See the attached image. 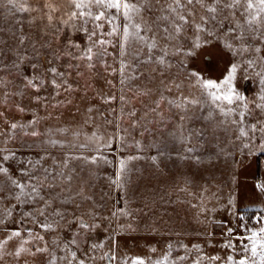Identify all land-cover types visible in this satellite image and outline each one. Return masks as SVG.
Segmentation results:
<instances>
[{
    "label": "rangeland",
    "instance_id": "obj_1",
    "mask_svg": "<svg viewBox=\"0 0 264 264\" xmlns=\"http://www.w3.org/2000/svg\"><path fill=\"white\" fill-rule=\"evenodd\" d=\"M260 154L264 0H0V264H264Z\"/></svg>",
    "mask_w": 264,
    "mask_h": 264
},
{
    "label": "water",
    "instance_id": "obj_2",
    "mask_svg": "<svg viewBox=\"0 0 264 264\" xmlns=\"http://www.w3.org/2000/svg\"><path fill=\"white\" fill-rule=\"evenodd\" d=\"M253 81L251 75L243 79L242 91L243 97L246 99L250 98ZM127 193L125 175L122 172H115V185L111 195L112 204L119 208L123 207ZM53 207V201L51 199H46L38 208L39 215L43 218L48 217ZM21 209L22 200L17 199L14 203V211L9 216L12 238L16 240H29L35 244H42L44 242L43 231L38 227V223L34 217L29 214H21ZM91 226L92 221L89 218L82 215L77 217L76 228ZM101 257L106 264H115L112 249L108 248L102 250Z\"/></svg>",
    "mask_w": 264,
    "mask_h": 264
},
{
    "label": "trees",
    "instance_id": "obj_3",
    "mask_svg": "<svg viewBox=\"0 0 264 264\" xmlns=\"http://www.w3.org/2000/svg\"><path fill=\"white\" fill-rule=\"evenodd\" d=\"M258 162H259V164H260V167H258V173L259 174H261V170H262V166H261V161L263 160V158H264V154H260L259 156H258ZM259 164H258V166H259ZM258 177H260V175L258 176ZM258 181V180H257ZM245 213H246V215L249 217V218H253V217H255L256 216V211L254 210V209H252V208H247V209H245Z\"/></svg>",
    "mask_w": 264,
    "mask_h": 264
},
{
    "label": "flooded vegetation",
    "instance_id": "obj_4",
    "mask_svg": "<svg viewBox=\"0 0 264 264\" xmlns=\"http://www.w3.org/2000/svg\"><path fill=\"white\" fill-rule=\"evenodd\" d=\"M261 182H262V179L261 178H258V183L261 184Z\"/></svg>",
    "mask_w": 264,
    "mask_h": 264
}]
</instances>
